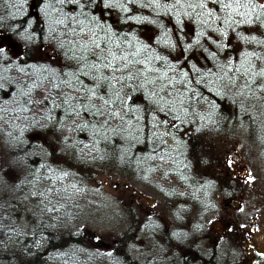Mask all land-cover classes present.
<instances>
[{"label": "trees", "instance_id": "trees-1", "mask_svg": "<svg viewBox=\"0 0 264 264\" xmlns=\"http://www.w3.org/2000/svg\"><path fill=\"white\" fill-rule=\"evenodd\" d=\"M1 2L0 27L25 43L20 62L0 60V134L16 153L33 150L29 134L51 126L81 164L74 178H83L90 163L115 165L154 182L162 193L192 200L195 210L211 209L228 184L220 170L205 167L204 133L244 131L261 148L264 165V8L256 0H223L232 8L205 0L214 8L211 17L209 8L195 6L201 0ZM61 19L64 24L56 23ZM44 42L60 54L58 67L33 61ZM169 123L178 129L177 149L158 133ZM198 169L202 175L195 172L189 181ZM38 178L31 177L32 188L13 185L12 199L20 204L32 198L40 208L49 189L60 213L47 223L34 219L22 237L11 236L17 225L0 218L2 261L21 255L14 250L60 248L67 264H125V232L107 251L91 252L74 220L85 177L62 183ZM168 232L161 229L167 243ZM58 254L46 255L49 261L39 251L26 258L54 263Z\"/></svg>", "mask_w": 264, "mask_h": 264}, {"label": "rangeland", "instance_id": "rangeland-1", "mask_svg": "<svg viewBox=\"0 0 264 264\" xmlns=\"http://www.w3.org/2000/svg\"><path fill=\"white\" fill-rule=\"evenodd\" d=\"M256 1L264 5V0ZM3 8L0 0V12ZM0 15L2 16L1 13ZM2 30L0 27V46H3L5 56L0 54V60L15 59L17 64L20 62L18 58L22 53V45L25 43L19 37L18 39L17 37L14 38ZM10 55L11 57L8 58L7 56ZM35 55L33 61L38 64L53 68L62 64L61 56L56 48L47 42L38 46ZM158 133L163 135L170 147L177 149L180 146L178 129L175 124L169 123L167 128L160 127ZM26 140L34 144L31 145L33 150L20 155L15 151L17 147L8 143L7 139L0 134V200L4 201L5 199L6 206H11L12 203L18 205V212H14L13 219L10 220L15 219L16 222L14 217L16 215L17 218L19 217L18 219H22L17 225L16 233L11 235L13 237H22L31 231L26 219L31 215V208L29 209L26 202L20 204L18 200L14 202L12 199L13 185L19 186L21 184L24 187L26 185V187L32 188L31 180L33 177L39 176L41 178H38V181L43 178L45 182L53 180L62 183L66 177L79 179L74 178V176L81 173V164L75 159L73 153H67L66 147L63 145L64 139L58 129H53L51 126L35 129ZM202 142L209 153L206 159H210L205 167L213 166L216 170H220L228 180L223 192L215 195L213 201L218 207L229 206V209L239 216H248L252 212L251 215L255 216L256 219L252 222L250 230L256 236L263 235L264 165L259 155L261 148L254 140L251 141L244 131L235 129L222 135L204 133ZM21 146L23 145H19V147ZM205 167L203 171L206 169ZM241 167L244 168V172L240 169ZM203 171L202 169L191 171L188 180L192 181V175L195 172L201 176ZM82 174L83 178L85 177L87 180V184L85 192H81L84 199L80 209L78 208L74 212L77 215L74 220L86 242L89 240L94 245L97 243H102L100 246L106 245L100 251H107L112 248V245L117 243L116 237L119 233L124 234L125 232L126 238L128 237L127 234L138 231L139 225L134 224L136 221L132 218L138 214L140 207L155 211L156 215L151 214L153 216L151 221L156 224L159 223L160 227L164 226L165 223L167 230L171 228V224L175 223L176 215L178 217L187 216L183 210H179L175 214L171 211V201L179 200L176 195L162 193L159 186L156 187L154 182L144 181L130 171L120 169L115 165L94 162L85 165ZM83 178L80 177L79 181ZM51 183L56 182L51 181ZM138 192L142 194L141 197ZM180 199L184 200V198ZM204 213H206L204 209H194L193 220L198 221L203 216L224 215L220 211L212 215ZM158 214L161 215V218L158 217ZM213 226L216 228L217 224H213ZM157 234H160V231ZM133 248L139 251L140 245H133ZM137 250L129 249V253L131 255L137 254Z\"/></svg>", "mask_w": 264, "mask_h": 264}, {"label": "flooded vegetation", "instance_id": "flooded-vegetation-1", "mask_svg": "<svg viewBox=\"0 0 264 264\" xmlns=\"http://www.w3.org/2000/svg\"><path fill=\"white\" fill-rule=\"evenodd\" d=\"M49 191V189L46 190V199L40 208L35 205L34 199L25 200L29 209L31 208V215L29 218L26 217L29 223L33 222L34 219L41 223H47L52 215L60 213L59 199L51 198ZM138 194L140 197L142 196L140 192ZM5 202V199L4 201L0 200V218L18 225L22 219H18L17 215L14 216L16 222L15 219L10 220L14 212H18V205L6 206L7 203ZM170 205L174 214L183 210L187 216L178 217L176 215L175 223L171 224L169 230H167L165 223L163 228L160 227L159 223H155L156 226L152 228L147 227V217L151 220L152 215H156V212L141 207L138 209V219L134 224L139 225V229L127 234L128 237L125 238V264H264V234L256 236L251 232L250 227L256 219L255 216L251 215L252 212L248 216H239L229 209V206L218 207L213 201L212 208L206 210L207 215H212L218 211L224 215L203 216L196 221L192 217L194 211L192 200L176 199L171 201ZM158 217L161 218V215L158 214ZM213 224H217L216 228ZM151 229L153 230L151 231ZM161 229L169 231L168 243L161 236ZM159 231L160 234H157ZM87 243L92 245L88 249L91 252L100 251L104 246L106 247V245L100 246L102 243H95L96 245H94L89 240ZM133 245H140L139 251L134 249ZM129 249L137 250V254L131 255ZM14 251H18L22 256H14L10 262L0 259V264H33L26 257L29 253L38 251L44 258L50 253L59 252V257L53 259L57 260L56 262L43 264H67V260L63 256L65 251L60 250V248H30ZM25 258L26 261H24ZM49 259L48 257L45 258L46 261ZM78 260L80 261V259Z\"/></svg>", "mask_w": 264, "mask_h": 264}, {"label": "snow or ice", "instance_id": "snow-or-ice-1", "mask_svg": "<svg viewBox=\"0 0 264 264\" xmlns=\"http://www.w3.org/2000/svg\"><path fill=\"white\" fill-rule=\"evenodd\" d=\"M59 2L61 4H64L66 2L68 3H73V4H79V0H59ZM179 2V0H178ZM212 5H216V4H220L222 8H232L231 4H225L223 3V0H211ZM106 7H111L112 5L110 4H106ZM198 8L204 9V8H209V11H207L205 14L209 17L213 16L214 14V8L210 7L208 3L205 2V0H201V2H199L198 4L195 5ZM259 7L264 8V5H259ZM83 15V13H81ZM74 19V18H72ZM218 19V17H217ZM56 23L58 24H64L65 20L61 19V20H57ZM73 31H75V29H73ZM81 31H83V29H81ZM99 45L97 44V47ZM0 54H5V50L3 48V46H0ZM114 55V54H113ZM115 58V57H114ZM124 59H127V57H124ZM259 75L264 78V70H261V72L259 73ZM163 110V109H161ZM176 119H179V117L177 116Z\"/></svg>", "mask_w": 264, "mask_h": 264}, {"label": "water", "instance_id": "water-1", "mask_svg": "<svg viewBox=\"0 0 264 264\" xmlns=\"http://www.w3.org/2000/svg\"><path fill=\"white\" fill-rule=\"evenodd\" d=\"M240 169H241L243 172L245 171L244 168H242V167H241Z\"/></svg>", "mask_w": 264, "mask_h": 264}]
</instances>
